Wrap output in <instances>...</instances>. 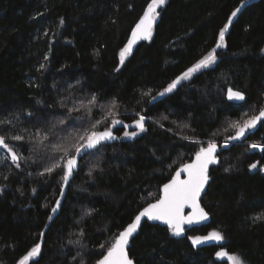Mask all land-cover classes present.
Segmentation results:
<instances>
[{
    "label": "trees",
    "instance_id": "1",
    "mask_svg": "<svg viewBox=\"0 0 264 264\" xmlns=\"http://www.w3.org/2000/svg\"><path fill=\"white\" fill-rule=\"evenodd\" d=\"M242 1L166 0L152 39L121 65L119 53L150 0H0V120L11 121L0 124V134L34 133L77 116L87 126L105 112L97 108L89 116L82 110L70 117L68 110L87 104L92 94L105 106L115 101L117 118L126 124L137 113L148 117V131L122 139L115 129L119 138L102 156L84 157L44 232L38 264H79L81 257L94 264L200 146L225 141L235 134L233 121L264 107V0L239 14L226 33L227 47L216 49L215 65L151 99L215 47L219 30ZM229 88L243 92L245 100H227ZM8 143L24 159L16 168L0 150V264H18L41 239L60 175L39 174L50 161L29 151L30 144ZM253 143L264 145L261 124L210 167L211 188L201 198L210 222L184 236L143 222L129 246L135 264H225L216 256L222 248L244 264H264V219H257L264 217V151L251 148ZM253 163L256 169L249 167ZM94 164L98 168L89 175ZM212 229L224 236L222 244L193 250L188 236Z\"/></svg>",
    "mask_w": 264,
    "mask_h": 264
},
{
    "label": "snow or ice",
    "instance_id": "2",
    "mask_svg": "<svg viewBox=\"0 0 264 264\" xmlns=\"http://www.w3.org/2000/svg\"><path fill=\"white\" fill-rule=\"evenodd\" d=\"M165 3L166 0H150L147 3L143 14L131 30V36L127 44L119 53L121 65H123L126 56L132 52L133 45L141 40L149 41L152 39L154 26L160 16L158 9H161ZM241 7L235 8L230 13L227 22L219 30L218 41L215 47L207 55L188 67L181 75L177 76L163 91L151 96L152 100L172 93L183 81L192 79L197 73L202 74L203 70L209 69L217 63L219 57L216 49L227 47L226 33L233 24V19L240 13ZM61 23H63V20H61ZM261 51H264V49H261ZM41 67L43 68V65ZM116 70L119 71V68ZM245 98V94L239 90H233L232 88L227 90V99L229 101H244ZM61 106L65 107L63 104ZM97 108L105 112L103 119L89 120L87 121V126H84V118L77 116L71 119V123L69 118L60 119L55 124H49L46 128L37 129L34 133L25 134L27 132L25 130L18 134H12L10 137L7 134H0V148H3L7 152L5 159L10 158L11 163L16 168H20V161L24 157L14 147L10 146L8 141L22 142L20 144L21 147L25 143L30 144L29 151L36 153L42 161H50L45 164L43 171L39 173L40 175H51L59 170L60 195L63 197L64 189L69 185L70 179L82 169L81 162L84 157L97 154L102 156L103 150L109 146L108 142L119 138L114 134V128L116 131H122L124 137H136L138 135L137 131L125 130L129 125L124 120L117 118L119 113L116 111L117 104L115 101L110 102L107 106L102 105L95 94H92L88 98L87 104L81 101L79 107L74 106L68 112L70 117L71 113L81 112L82 110L89 116H92L94 115L92 110ZM136 116L137 118L133 120L132 126L138 129L139 132L148 131L146 127L148 117L142 113H137ZM76 121H80V123L77 125ZM258 123L264 126V107L258 110V114L252 115L242 122L239 120L233 121L230 124V128L235 130V134L229 135L222 146H218L215 141H209L206 146H200L194 152V159L190 163H184L175 170L174 175L170 177L169 181L163 184L161 194L156 198L155 202L147 204L146 207L138 211L132 222L115 236L104 252L100 253L101 258L96 261V264H135L134 260L130 258V238L141 228L143 218H146L147 221H159L167 225V229L173 236H181L185 231V225H193L206 221L209 218V214L201 206V198L202 195H207V192L211 188L210 181L212 180V175L210 173V166L217 165L220 162L218 147L227 148L230 141L241 140L249 130L256 129ZM0 124H11V121L0 120ZM102 125L103 127H101ZM118 125L122 127L117 128L116 126ZM69 126L74 127L72 132L68 131ZM184 127L187 128L189 125L185 124ZM61 133L65 134L61 135ZM250 147L253 149L259 148L261 151H264V145L253 143ZM2 162L0 161V163ZM249 167L256 169L257 164L253 163ZM97 168L98 165L94 164L89 168L88 174L91 175ZM100 170L102 171V169ZM224 170L229 171V168H225ZM260 170L264 171V168ZM61 207V201L59 199L56 200L55 206L51 209L52 213L57 212ZM186 209H190L187 214L185 213ZM48 219L52 220V216H49ZM257 219H264V217H258ZM44 235V232L39 234L41 239L34 243L26 254L19 259L18 264H30V262L31 264H38L37 258L42 253V238ZM81 235H83V232H81ZM189 239L193 246H197L209 241H223L224 236L221 232L214 230L207 235L191 236ZM69 242L79 243L78 240ZM100 247L105 248V245L101 244ZM216 256H227L231 264H244V261L239 256L229 255L225 251L216 252ZM72 259L75 260L76 257L74 256ZM79 264H84L82 257Z\"/></svg>",
    "mask_w": 264,
    "mask_h": 264
},
{
    "label": "water",
    "instance_id": "3",
    "mask_svg": "<svg viewBox=\"0 0 264 264\" xmlns=\"http://www.w3.org/2000/svg\"><path fill=\"white\" fill-rule=\"evenodd\" d=\"M260 0H243L237 7H241V5L243 4V6L241 7V11H240V13L247 7V6H249V5H252V4H255V3H257V2H259ZM240 13H238L237 14V17L239 16V14ZM237 17H235L234 19H233V22L236 20V18ZM138 22V21H137ZM135 26V25H134ZM133 26V27H134ZM132 30V29H131ZM130 36H131V31H130V34H129V36H128V39L130 38ZM128 39H127V41H128ZM127 41H126V43H125V45L127 44ZM142 42H144V40H141V41H138L135 45H133V49H132V52H134V50L136 49V47L140 44V43H142ZM125 45H124V47H125ZM131 52V53H132ZM226 99H227V92H226ZM228 100V99H227ZM231 102H233V103H236V104H238V103H241L242 101H231ZM256 114H258V112L256 113ZM255 114V115H256ZM259 124V123H258ZM129 125V127L128 128H133V126H132V123L131 124H128ZM119 126V125H118ZM113 130H115V128L113 129ZM114 134H115V132H114ZM116 135V134H115ZM115 140H113V141H110V142H114ZM240 140H235V141H230L229 142V146L227 147V148H224V147H218V154H220L222 151H224V150H226V149H228L232 144H234V143H237V142H239ZM110 142H108V143H110ZM224 142L225 141H223V142H216L217 144H218V146H222L223 144H224ZM0 150L1 151H3V152H5L6 154H7V152H6V150H4L3 148H0ZM257 150H260L259 148H257ZM194 159V156H193V158L189 161V162H187V163H190L192 160ZM257 164V163H256ZM211 166H213V165H211ZM210 166V167H211ZM181 167V166H180ZM175 173V172H174ZM174 175V174H173ZM72 179V178H71ZM71 179H70V181H71ZM169 181V180H168ZM168 181H166L165 183H167ZM163 186V185H162ZM162 186L160 187V193H159V195L161 194V189H162ZM67 188H68V186L67 187H65V189H64V196L62 197L61 195H60V192H59V195H58V197H57V200L59 199L60 201H61V204H62V201H63V199H64V197H65V194H66V192H67ZM203 196V195H202ZM155 202V200L154 201H152V202H150V203H154ZM149 204V203H148ZM55 206V205H54ZM147 205H145L144 207H146ZM140 210H142V208L140 209ZM139 210V211H140ZM59 211V210H58ZM58 211L57 212H55V213H52V211H51V213L49 214V216H52V219L55 217V215L58 213ZM190 211V209H186L185 210V213L187 214L188 212ZM138 214V213H137ZM136 214V215H137ZM134 219V218H133ZM132 219V220H133ZM51 221L52 220H49V219H47V222H46V224H45V226L43 227V230H42V232H45V230L48 228V226H49V224L51 223ZM132 222V221H131ZM130 222V223H131ZM143 222H147V223H150V224H154V225H158V226H160V227H165V228H167V225H164L163 223H161V222H159V221H147L146 220V218H143L142 219V224H143ZM210 222V217L206 220V221H202L201 223H198V224H193V225H185L184 227H185V231H187V230H190V229H192V228H195V227H199V226H202V225H206V224H208ZM129 224V223H128ZM127 224V225H128ZM141 224V225H142ZM126 225V226H127ZM125 226V227H126ZM124 227V228H125ZM123 228V229H124ZM122 229V230H123ZM121 230V231H122ZM139 231V230H138ZM185 231H184V233L181 235V236H184V234H185ZM212 231H214V229H212V230H209L207 233H204V234H193V235H189L188 236V238H187V240H188V243H189V245L191 246V248L193 249V250H198V249H202V248H205V247H210V246H215V245H221L222 244V241H220V242H216V241H209V242H205L204 244H201V245H197V246H193L192 245V243H191V240L189 239V237H191V236H204V235H207L208 233H210V232H212ZM215 231H217V230H215ZM138 233V232H137ZM136 233V234H137ZM136 234H134V236L132 237V238H130V242H131V240L135 237V235ZM129 246H130V244H129ZM218 251H224V249L222 248V249H219ZM101 258V257H100ZM99 258V259H100ZM224 259H226V260H228V258H227V256H224L223 257ZM94 264H96V262L94 263Z\"/></svg>",
    "mask_w": 264,
    "mask_h": 264
},
{
    "label": "rangeland",
    "instance_id": "4",
    "mask_svg": "<svg viewBox=\"0 0 264 264\" xmlns=\"http://www.w3.org/2000/svg\"><path fill=\"white\" fill-rule=\"evenodd\" d=\"M133 129H135L134 127L133 128H127V129H125V130H127V131H137L138 132V135H140V133H142V132H139V130L138 129H135V130H133ZM137 135V136H138ZM121 138L122 139H132V138H134V137H124L123 136V133L121 134ZM225 264H231V262L229 261V260H226L225 259Z\"/></svg>",
    "mask_w": 264,
    "mask_h": 264
},
{
    "label": "bare ground",
    "instance_id": "5",
    "mask_svg": "<svg viewBox=\"0 0 264 264\" xmlns=\"http://www.w3.org/2000/svg\"><path fill=\"white\" fill-rule=\"evenodd\" d=\"M231 102V101H230ZM233 103V102H232ZM133 130H135V129H133Z\"/></svg>",
    "mask_w": 264,
    "mask_h": 264
}]
</instances>
